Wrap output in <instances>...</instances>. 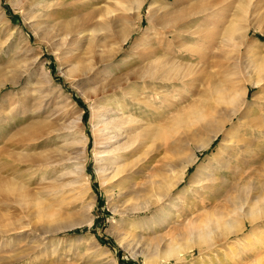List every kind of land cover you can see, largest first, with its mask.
I'll return each instance as SVG.
<instances>
[{
    "label": "rangeland",
    "instance_id": "374dc122",
    "mask_svg": "<svg viewBox=\"0 0 264 264\" xmlns=\"http://www.w3.org/2000/svg\"><path fill=\"white\" fill-rule=\"evenodd\" d=\"M12 1L15 0H0V156H5L4 163H0V175L10 178L14 167H26L28 170L19 182L28 183L29 196L0 192V264H145L146 258L157 250L158 237L180 226L185 213L197 215L193 208L200 205V200H196L191 178L196 181L213 171L218 178L224 172V163L229 161L227 151L216 158L213 156L218 154L222 136L199 150L211 134L210 122L220 124L230 114L231 106L217 104L214 101L217 95L213 97L210 93L225 90L227 100H232L240 94L243 85L248 87L242 112L233 118L240 127L236 136L246 131L245 122L256 117L264 119V80L255 87L247 84L249 78L257 75V63L264 62V0H184L182 5L188 6L190 14L196 11L190 17L195 34L190 36L189 42L182 40L187 34L176 29L167 40L161 37L163 34L156 33V27L147 21L148 4L154 0H139L141 16L137 22L133 19L136 0H95L90 9L91 26L96 28L112 20L115 22L109 31H101L106 51L103 57L120 49L114 65L121 66L105 80L99 78L92 83L78 78L82 69L73 71L68 62L74 60V55L86 59L83 49L72 56L58 50V39L53 45L48 42L49 37L44 32L48 21L43 17L47 12L33 9L29 3L22 9L14 8ZM121 19L127 20L129 28L133 29L125 43L119 41ZM149 37L152 39L147 43ZM169 43L178 54L183 43L189 45L193 53L183 55H189L187 61L193 66V74L184 75V82L176 84L180 87L177 92L160 89L159 95L165 102L157 100L150 112L121 94V90H109L120 83L123 89L129 84L144 99V83L131 76L138 57L151 45L166 48ZM65 72L70 76L65 77ZM119 98L123 100L122 107H129L126 115H132L146 126L167 129L166 136H154L127 162L141 164L150 174L160 173L162 180L170 184L180 174L183 162L195 154V162L187 168L183 181L170 192L175 203L170 208V219L162 225H159L161 216L153 212L155 208L136 209L143 198L128 199L120 195L111 189V182L103 183L98 173L100 149L92 135L97 121L95 111L105 101L111 104ZM205 101L212 114L209 123L186 129L178 125L179 116L192 107L202 108ZM77 117H80L77 129L82 134L87 133L89 140L84 175L81 178L76 172L72 174L71 179L78 184L75 191L67 195V199L76 198V202L66 210L46 189L50 185L45 184L47 180H27L40 169L38 161L49 158L53 148L59 146L54 141L58 131L77 130ZM227 127L231 128L230 124ZM261 147L262 152L255 151L251 158H246L238 172L230 177L224 172L226 185L213 183L214 189L205 192L210 199L203 205L204 209L222 210L228 205L226 195L236 190L249 197L264 195V143ZM53 211L56 216L51 221L49 214ZM21 231L34 236L31 240L41 247L30 252L33 249L30 243L18 239ZM171 234L167 235L168 239H172ZM44 235L48 237L43 239ZM216 239L218 236L213 239L215 245L201 254L193 248L184 252L180 260L151 264H264V217L253 225L246 222L235 234ZM179 240L173 239L174 242Z\"/></svg>",
    "mask_w": 264,
    "mask_h": 264
},
{
    "label": "bare ground",
    "instance_id": "6f19581e",
    "mask_svg": "<svg viewBox=\"0 0 264 264\" xmlns=\"http://www.w3.org/2000/svg\"><path fill=\"white\" fill-rule=\"evenodd\" d=\"M94 1L95 0L12 1L14 8L22 9L25 7V4L29 3V5L33 6V9L40 8L43 12H47L46 15H43L48 21L46 28H43L45 30V36L47 35L46 37H49L48 42L50 45H53V42L58 39L60 41L57 44L58 50H62L64 52L63 54H71L73 56L74 53L80 52L83 49L84 52L82 55L84 54L83 56H85L86 59H80L74 55V60L71 61L70 59L68 62L72 64L71 70L80 71L82 69L77 76L78 78H83L88 83L98 82L99 78H102L100 80H105L116 68L121 66L114 65V60L120 49L113 54H109L110 56L107 58L103 57L106 51L105 45L103 44V33L101 31L102 29L109 31L111 27L114 26L113 24L115 22H112V20L102 27L97 25L98 27L93 28L91 26L92 11H90V9ZM183 1L184 0H171L169 2L168 0H154L148 4L149 14L147 16V21L152 22L151 24L156 27V33L160 35L163 34L161 37H165V40H167L166 37H168L174 29L178 32L181 31L186 33L187 36L183 34L186 37L182 35L181 37H184L182 40L188 42L190 36L195 34L191 30L190 17H193V15H195L193 13L196 11L190 14V10L187 8L188 6L182 5ZM136 2L137 6L134 9L133 19L137 22L140 20V5L142 3L141 1L139 2V0H136ZM243 7H241V9H243ZM30 13H32V11ZM119 22L121 24L120 26H122V34L119 41L120 43H125L133 29L129 28L127 20L121 19ZM151 39L152 37H149L147 43H149ZM168 42L169 41H167V43ZM175 52L171 44L166 46V48L159 45L158 47L151 45L139 55L137 66L133 69L131 76L135 81L144 83L143 88L146 90V97L144 99H141L142 96H140L139 92L134 89V86H129V84L123 89L120 83L109 90L114 92H116V90H121V94L128 97L138 106H143V108H147L151 112L157 100L160 102L166 101L164 97H160L158 92L160 89L168 90L169 88L173 90V92L179 91L180 87L176 86V84H178V82H184L183 79L185 80L186 78H184V75H189L193 71L192 64L187 61L190 59L188 54L193 53L189 45L183 43L180 49L181 54ZM184 53L188 54L183 55ZM181 58L186 61L182 62L180 60ZM255 68L258 76L256 75L255 78H249L247 80V84L251 87H255L264 80V62L257 63V67ZM67 76L70 75L65 72V77ZM127 81L128 80H126V82ZM262 87L264 86L262 85ZM247 91L248 87L243 85L239 92L240 94L232 100H227L229 96L227 98L228 92H225V90H217L214 92L215 95L210 93L213 97L217 95L214 99L217 104L224 103V105L231 106L229 111L230 114L227 116V120L220 124H213L210 122L211 134L200 145L199 150L209 147L217 136H222L220 143L221 147L217 152L218 154L213 156L216 158L222 151H227L228 156H226V158L228 157L229 161H224L225 163L222 167V171L228 173V177L238 172L240 166L245 163L244 160L250 156L252 157L255 151H260L262 148L261 144L264 143V119H257V117L256 119L254 118V120H249L245 123L242 122L245 124L244 128L246 131L240 135H235L240 127L235 124L233 118L242 112L240 109L241 106L246 103ZM108 103L109 101H105L100 107L96 108V128L93 127L92 129L94 143L95 145L97 143V147L100 149V152H98V162L101 167L98 173L100 176L102 175L101 181L103 183L105 182L106 185L111 182L113 184L111 189L117 191L122 196H127L128 199L143 198L136 209L149 210L155 208L153 212L155 215L161 216L162 219H160L159 225H162L170 219V208L175 203V201H172L173 197H171L170 192L177 183L183 181L187 168L195 162V154L188 157L183 162L184 164L180 167V174L174 181L170 182V184L162 180V175H160V173L153 172V174H150L145 172L146 170L141 164L138 165L136 162H127L135 153L139 152L142 146L150 142L149 140L154 136H166L167 129L157 128L153 125L146 126L141 120L133 118L132 115H126L129 107H122L123 100L120 98L114 103ZM206 103L205 101L202 108L192 107L188 109L184 115L179 116L176 119L179 123L178 125L186 129V127L193 125L209 123L208 121L211 120L212 114L209 107L206 106ZM249 108L250 107H248V109ZM242 115L245 116L246 114ZM79 122L80 117H77L75 120L76 129L78 128ZM228 124H230L231 127L229 129L227 127ZM58 132L59 133L54 137V141H57L59 146L53 148L54 150L51 151L49 158L38 161L39 163L37 166H40V169L29 175L27 181L30 182L35 180L42 182L47 180L45 184L50 185H48L46 189L53 194L54 198L59 199L61 207L67 210L68 208H72L76 202V198L67 199V195L69 193L72 194L78 184V181L75 182L74 179H71L72 174L76 172L80 177L84 175L86 165L85 154L89 137L85 132L82 134L79 129ZM248 134L250 137L246 136ZM75 137H77V139ZM254 138H257L254 140L255 142H250V140ZM260 142L262 143L260 144ZM0 154H2V152H0ZM4 160L5 156H0V163L3 164ZM220 161H222V159ZM220 165H222L221 162ZM27 170L26 167L21 165L14 167L10 178L9 176L0 175V192L6 193L7 195L19 193V195L24 197L29 196L26 189L28 183L23 184L19 182ZM197 172H199V170H197L196 173ZM214 172L215 171L211 172V174H206L204 178L200 176L201 179L196 181L191 178L192 182L194 181L191 186L194 187L193 190L196 195V200H200V205L195 206V208H193L194 206L192 207L193 211L197 212V215L194 216L196 218L193 217V212L185 213L184 216H182L181 225L179 224L180 226L170 231L172 232L170 235L172 239L167 238L170 232L168 234L165 233L167 235H160L161 237H158L156 241V252L151 255L149 254L150 257L146 258L145 264H151L155 261L180 260L184 252L189 250L192 251L193 248H196L201 254L204 249L209 248L210 245L215 243L214 240L217 236L218 239H216V241L224 238V236L239 232L243 229L246 222L253 225V222L258 218L264 217V195L258 194L249 197L248 195L242 194L239 190H236V192L231 195H226L225 202L228 205L226 206L225 204L224 206L226 207L222 210H219L220 208L218 211L204 209L203 205L210 199L205 192L212 190L215 181L223 183L224 185L228 182V180L225 179L224 172L223 174L222 172L219 174L221 178L217 176L219 179L216 178ZM49 179L50 181H48ZM212 193L214 192L212 191ZM174 200H176L175 197ZM55 216L56 212H51L49 214L50 220L51 218L55 219ZM53 229H55V227ZM24 231H21L18 235V239L19 241H28V244L30 243V248L33 247V249H30V252L34 253L41 245L37 243V241H32L31 239L34 238V236ZM43 233L47 232L44 231ZM215 234L216 237L214 236ZM47 237L48 236L44 235L43 239ZM175 237L180 240L174 242Z\"/></svg>",
    "mask_w": 264,
    "mask_h": 264
}]
</instances>
